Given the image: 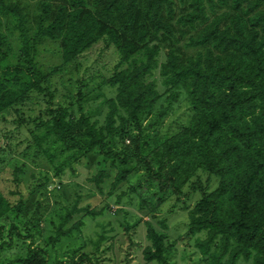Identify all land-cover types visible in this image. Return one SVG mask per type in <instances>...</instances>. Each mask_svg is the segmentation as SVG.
Listing matches in <instances>:
<instances>
[{"label": "trees", "instance_id": "16d2710c", "mask_svg": "<svg viewBox=\"0 0 264 264\" xmlns=\"http://www.w3.org/2000/svg\"><path fill=\"white\" fill-rule=\"evenodd\" d=\"M35 1L30 5L24 0H0V115L33 91L47 96L52 105L55 93L50 78L61 68L45 70L38 64L43 43H59L64 64H72L106 40L120 60L107 81L116 95L103 102L108 106L105 123L99 126L98 120H92L98 111L85 112L81 98L78 118L68 106L50 109L51 118L41 124L45 131L37 138L51 163L56 154L43 148L46 141L53 138L67 149H76L56 165L57 174L73 157L100 148L111 156L112 165L119 162L114 180L119 185L134 171L128 163L132 155L123 152L122 156L110 141L122 135L126 125L141 130L142 117L162 98L151 79L160 69L169 99L175 100L186 89L194 116L182 131L157 140L154 160L139 131L133 156L145 163L162 191L171 187L179 193L199 170L216 176L219 182L213 190L197 182L201 198L189 212V234L206 232V236L197 237L195 246L206 264H238L241 259L264 264V0H180L188 10L175 22L170 19L176 16V0ZM4 19L18 32L21 62L12 61L17 55L3 31ZM185 28L195 32L184 45L196 49L190 55L179 47ZM163 47H168L167 59L160 62ZM163 115L162 111L158 118ZM74 133L79 138L71 145L67 141ZM104 175L95 178L98 185ZM11 211L12 203L0 188V223ZM70 217L71 211L62 223ZM160 223L168 228L165 220ZM11 227L16 229L14 224ZM13 231L9 241H0V255L13 245ZM68 234L59 230L50 240ZM147 237L151 244L144 249V259L167 264L165 233L148 224ZM0 264L49 262L31 241L25 256Z\"/></svg>", "mask_w": 264, "mask_h": 264}, {"label": "rangeland", "instance_id": "374dc122", "mask_svg": "<svg viewBox=\"0 0 264 264\" xmlns=\"http://www.w3.org/2000/svg\"><path fill=\"white\" fill-rule=\"evenodd\" d=\"M24 1L30 5L36 3L35 0ZM187 10L186 5L176 0V16L170 21L175 22ZM3 31L12 53L17 55L12 61L21 62L18 32L6 19ZM194 33L185 28L180 35L179 47L185 55L196 50L184 46ZM166 48L161 51L160 62L167 59ZM119 60L118 51L106 40L94 44L72 64H64L59 43L46 41L40 47L38 64L45 70L61 68V72L52 73L50 78L51 91L55 93L52 105L47 96L33 91L24 101L0 115V188L12 203V211L0 223L3 230L0 241H9L10 233L16 232L13 245L5 248L0 261L25 256L33 241L49 264H162L144 259V249L151 244L147 237L150 224L165 233L167 264H206L207 259L195 246V239L205 238L206 232L189 234V212L201 198L197 182L213 190L219 179L199 170L179 193L171 187L162 191L161 184L151 178L145 163L133 156L139 131L143 132L141 142H149L146 152L154 160V157L157 159L154 153L157 140L182 131L194 116L186 89L180 90L175 100L169 99L160 69L151 79L156 80L162 98L150 114L142 117L141 130L126 125L122 135L118 133L110 141L113 150L122 156L125 152L132 155L128 163L134 166V171L125 182L114 185L119 162L112 165L111 156L103 154L100 148L73 157L57 174L56 165L76 149H67L53 138L46 141L43 148L56 154L51 163L47 153L38 147L37 136L45 131L41 124L50 120V109L68 106L72 116L78 118V100L82 98L85 112L98 111L92 115V120H98L99 126L105 123L108 106L103 102L116 95V89L107 81ZM99 93L104 95L91 99ZM162 111L163 117L158 118ZM78 138L74 133L67 142L75 144ZM101 172L106 175L98 185L95 178ZM75 207L80 211L72 212ZM70 211V219L62 223ZM162 220L168 225L166 230L161 226ZM59 230L69 231V234L52 242L50 238ZM238 264H253V261L241 259Z\"/></svg>", "mask_w": 264, "mask_h": 264}]
</instances>
